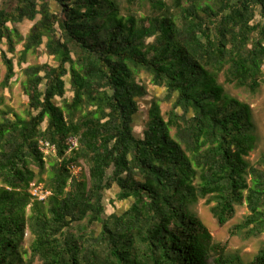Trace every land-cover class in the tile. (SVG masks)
I'll use <instances>...</instances> for the list:
<instances>
[{
	"label": "trees",
	"instance_id": "trees-1",
	"mask_svg": "<svg viewBox=\"0 0 264 264\" xmlns=\"http://www.w3.org/2000/svg\"><path fill=\"white\" fill-rule=\"evenodd\" d=\"M26 20L35 24L24 37L11 26ZM20 42L22 62L46 42L57 66L24 69L27 117L2 112L0 264H264V246L250 263L227 255L192 210L206 200L225 226L246 202L235 229L264 234V169L246 159L252 108L225 90L264 82V0H0L3 88L16 75L7 52ZM142 71L174 103L166 120L153 102L138 137L133 123L149 95ZM66 77L73 97L61 106ZM69 138L77 147L68 155ZM40 140L57 153L45 155ZM82 162L79 177L70 167ZM33 182L50 192L46 201L31 194ZM115 188L132 204L107 215Z\"/></svg>",
	"mask_w": 264,
	"mask_h": 264
},
{
	"label": "rangeland",
	"instance_id": "rangeland-1",
	"mask_svg": "<svg viewBox=\"0 0 264 264\" xmlns=\"http://www.w3.org/2000/svg\"><path fill=\"white\" fill-rule=\"evenodd\" d=\"M53 7L56 8V5L54 4ZM34 24L35 21L31 22L26 20L15 26L12 25L11 27H15L22 36L26 37ZM16 40L18 39L16 38ZM45 43L36 52L29 53L23 62L21 61L22 51L24 50L23 42L17 43L14 53L7 52L8 58H11L14 62L16 71V75L13 78L10 87L8 88L2 87V82L6 74V66L3 62L0 51V121L4 119L2 112H9L8 116L12 118L15 114L24 118L27 117L29 99L26 96L23 88L24 82L26 80V76L24 74L25 68L28 66L45 63L52 66H57V61L55 58L47 54ZM2 49L4 51H8L7 45H3ZM136 78L140 84L146 85L149 89V95L141 101L140 112L135 116V121L133 123L136 136L142 137L143 131L146 129L147 123L150 120L149 110L151 109L152 103L157 102L159 104L161 114L166 120H168V113L172 109L174 99H166V88L155 86L152 83V76L149 73L142 71L137 74ZM66 87L67 92L65 97L58 98L56 100L61 106L64 105L66 100L71 101L73 97V92L71 91V86L69 83V77H66ZM225 90L227 94L249 104L252 108L254 130L251 132V134L254 141V150L246 159L251 165L260 166L261 169H264V82L255 92L245 88H237L234 85H226ZM45 126L46 124L43 125V127ZM173 133L174 131L172 134ZM46 167L47 170L43 175V178L47 181L51 177L50 162H48ZM79 167L80 169L77 170L79 177L83 172L88 174L87 164L82 162ZM33 169L38 172V169L35 166H33ZM117 192V188L106 192L104 202L107 215L114 212L123 213L128 210L132 204V200H118L116 195ZM192 210L197 213V215L207 225L214 238V241L226 245L227 255H239L245 263H250L256 258L261 248L264 246V234L259 237H247L244 232L239 233L235 229L236 225L244 221L246 216L249 214L246 202H244L243 205L237 207L234 218L230 220L225 226H221L214 218L210 212V206L206 204V200H200L197 204L193 205ZM30 213V209L28 208L27 214L29 215ZM92 228L98 231L100 230V226L98 224H94ZM32 239L33 237L31 236L30 231H27L25 234L24 247L27 251H29L28 258L31 255L30 245ZM37 262L38 260H36L34 264H37ZM209 263L213 264L212 260H210Z\"/></svg>",
	"mask_w": 264,
	"mask_h": 264
},
{
	"label": "built area",
	"instance_id": "built-area-1",
	"mask_svg": "<svg viewBox=\"0 0 264 264\" xmlns=\"http://www.w3.org/2000/svg\"><path fill=\"white\" fill-rule=\"evenodd\" d=\"M263 69H264V66H263ZM67 143L69 145V151H68V155H69L70 152L73 151V149L77 147V140L75 138H69ZM40 150L45 155H55L57 153L56 147L54 145H51L49 142H46L45 140H40ZM78 169H80V167H77L76 165H72L70 167L71 172L75 175H79L77 171ZM30 192L39 201H46L47 198L50 196V192L46 191L43 188V186L37 185L36 182H33L31 184Z\"/></svg>",
	"mask_w": 264,
	"mask_h": 264
}]
</instances>
